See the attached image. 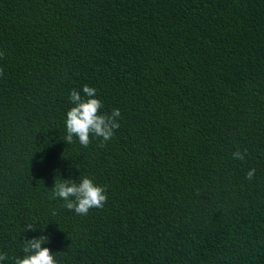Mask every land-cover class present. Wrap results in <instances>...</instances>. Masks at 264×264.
Returning a JSON list of instances; mask_svg holds the SVG:
<instances>
[{"label": "trees", "instance_id": "trees-1", "mask_svg": "<svg viewBox=\"0 0 264 264\" xmlns=\"http://www.w3.org/2000/svg\"><path fill=\"white\" fill-rule=\"evenodd\" d=\"M0 52V264H264V0H0ZM85 84L105 147L64 141ZM84 176L86 216L52 198Z\"/></svg>", "mask_w": 264, "mask_h": 264}, {"label": "clouds", "instance_id": "clouds-1", "mask_svg": "<svg viewBox=\"0 0 264 264\" xmlns=\"http://www.w3.org/2000/svg\"><path fill=\"white\" fill-rule=\"evenodd\" d=\"M4 55L0 52V58ZM2 74V69H0ZM96 89L87 84L82 90L72 89L69 92V103L73 105L67 112L65 118L66 136L64 141L67 144L78 139L81 146L87 148L92 143V137L100 138L98 147H105L110 141L115 130L119 129L121 117L120 109L114 108L111 113H102V102L96 98ZM235 160L244 161L247 150L241 152L239 149L231 153ZM255 176V169H249L246 179L252 180ZM52 198H60L64 207L74 211L77 215L86 216L90 209H101L107 202L106 190L103 186L97 185L86 176L77 180H55L52 188ZM55 215V212H53ZM24 230L35 231L34 224H28ZM48 242L46 236H39L24 240L22 249L23 256L14 258V264H57L56 259L47 247H42ZM6 254L0 253V262L7 260Z\"/></svg>", "mask_w": 264, "mask_h": 264}]
</instances>
